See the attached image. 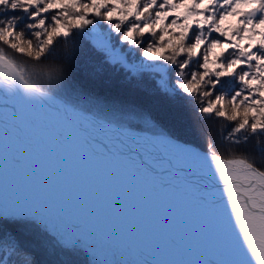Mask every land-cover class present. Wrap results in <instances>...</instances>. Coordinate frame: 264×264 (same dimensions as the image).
Wrapping results in <instances>:
<instances>
[{
  "label": "snow or ice",
  "instance_id": "1",
  "mask_svg": "<svg viewBox=\"0 0 264 264\" xmlns=\"http://www.w3.org/2000/svg\"><path fill=\"white\" fill-rule=\"evenodd\" d=\"M166 10L174 14L153 43L147 37L157 36L154 25L169 19ZM228 16L237 23L225 29ZM254 35L259 37L255 46L239 43ZM74 37L90 41L99 69L123 70L129 79L154 71L170 101L181 95L197 100L202 118L230 126L223 137L230 144L264 139V0H0V108L13 117L38 118L49 109L66 117L78 113L58 98L66 85L78 86ZM224 43L228 48L210 60ZM133 49H140L143 59L135 60ZM14 56L27 63H17ZM169 66L177 69L174 82ZM125 114L147 120L150 127L141 130L151 134L153 147L174 148L200 165L207 179L199 185L202 198L221 214L231 238L234 258L224 264H264V167L246 154L223 153L211 139L204 147L193 144L148 109ZM102 126L117 128L111 121ZM78 233V226L64 227L33 204L8 201L0 206V264H38L37 248L48 255L74 253L83 245ZM26 240L31 241L27 246Z\"/></svg>",
  "mask_w": 264,
  "mask_h": 264
},
{
  "label": "water",
  "instance_id": "2",
  "mask_svg": "<svg viewBox=\"0 0 264 264\" xmlns=\"http://www.w3.org/2000/svg\"><path fill=\"white\" fill-rule=\"evenodd\" d=\"M30 116L13 117L0 108V129H5L1 122H6L17 132L16 135L6 133L5 140L0 139V159L8 162L3 164L8 165L7 168L13 166V170L33 174L38 180L41 188L31 197H43L46 205L64 208L74 219L88 222L90 228L109 242L127 246L135 254L136 249L149 250L157 262L148 263L139 254L144 264H169L166 261H170L164 258L169 254L176 256L171 264H181V261L183 264H209L213 260L217 264H224L234 258L232 251L228 253L226 250L231 238L224 226L203 221L204 231L208 234H203L202 238L193 232L196 227H190V220L191 225L182 230L180 228L184 224L179 222L176 234L183 236L181 239L175 234L166 236L156 231L168 226L166 219L170 218V214L167 202L176 201L189 207L188 201H192L201 208L207 207L208 203H204L201 195L194 190L195 186L207 183L201 171L189 169L191 173L199 172V176L188 179L183 176L185 183L177 184L172 181L175 178L173 169L158 168L142 158L134 164L128 162L125 159L130 154L128 149H120L104 137L95 136L75 119L55 110L47 111L34 122ZM51 140L68 149L72 160L66 159L67 162L65 157L56 154L52 147L45 144ZM34 141L42 146L38 148ZM22 142L34 148L28 161H23L21 155L15 152L24 149ZM30 160H34L36 165ZM193 180L197 182L193 183ZM186 182H190L189 186H186ZM1 189L4 196L13 198L8 190ZM181 214L185 216V213Z\"/></svg>",
  "mask_w": 264,
  "mask_h": 264
},
{
  "label": "trees",
  "instance_id": "3",
  "mask_svg": "<svg viewBox=\"0 0 264 264\" xmlns=\"http://www.w3.org/2000/svg\"><path fill=\"white\" fill-rule=\"evenodd\" d=\"M166 11H169V19L154 25L157 30V36L147 37L153 43L159 38L161 24H170V17L174 13L171 10ZM180 11L183 12V9ZM89 18L92 17L89 16ZM113 22H116L115 17ZM236 23L237 18L235 16H228L223 21L222 26L225 29H229L234 27ZM103 27L106 29L107 25L103 24ZM173 29L175 32H179V29L174 26ZM17 30H22V26ZM241 35L245 34L241 33ZM25 38L30 39L32 37L26 35ZM74 39L77 41L76 46L78 50L73 60V64L75 65L73 71L74 79L78 81V86L76 89H73L72 85H66L63 92L59 94L60 97L85 109H90L89 105H96L99 109L104 110V112L106 111L105 113L115 111L122 113V111L148 109L158 120L168 127L178 128L185 140L204 147L207 140L211 139L217 145V149L223 153L246 154L257 166L264 167V152H261L257 147L258 143L261 147H264V139L257 141L256 138H250L247 143L230 144L223 139V137L227 136L228 131H230V126H227L226 122L219 121L216 118H202L197 110V100L195 99L181 95L176 100L170 101L160 92L157 86L158 74L156 72L145 71L138 78L129 79L127 78L128 73L123 70H116L107 65L101 70L99 69L90 41L85 37H74ZM141 39L144 38L137 36L138 41ZM147 39L145 40V46ZM258 39L259 37L254 35L251 41H249L245 36V39L240 40L239 43L247 48L250 43L255 46ZM123 47L126 50L128 45L125 44ZM222 48H228V43L217 45L213 52L210 53V60L215 57L216 53H220ZM133 51L136 53L135 60L139 61L143 59L139 56L140 49H133ZM8 54L12 55L11 52H8ZM14 59L17 63H27L25 57L14 56ZM169 67L170 71L167 75L170 81L174 82L175 71L177 69ZM245 70L248 69L245 68ZM186 71L190 72L191 69H187ZM43 83L45 87L48 86L47 82ZM70 95L72 97H69ZM77 102L85 103L79 104ZM128 125L135 127L137 123L128 122ZM25 243L27 246L31 241L26 240ZM35 251L38 264H96L91 260L84 246L78 248L74 253L48 255L39 248L35 249Z\"/></svg>",
  "mask_w": 264,
  "mask_h": 264
},
{
  "label": "bare ground",
  "instance_id": "4",
  "mask_svg": "<svg viewBox=\"0 0 264 264\" xmlns=\"http://www.w3.org/2000/svg\"><path fill=\"white\" fill-rule=\"evenodd\" d=\"M51 110H54V109H49L48 111L50 112ZM30 118L32 122H34L37 119L36 117H33L32 115L30 116ZM69 118L75 119L80 124V126L86 128L91 133H94L95 136H102L104 137V139H106V141L111 142L113 144H117L120 148H123L126 150L128 149L129 150L128 153L130 154L129 156H126V157L124 156V157L130 163L134 164L138 162V159L142 158L158 168L169 167L173 169L175 171V173H173L175 178L172 180L174 183L184 184L185 182L182 179L183 176L185 177V179H188V177H191V176H199V172L191 173V171L190 172L188 171L189 169L186 168L187 167L186 164L183 163L182 161L183 155L181 153L177 152L176 150H173L172 148L162 149V148L153 147L152 138L139 131H135L130 128H124L126 129V131L121 134L118 129L122 127L117 126L116 129H109L107 127H104L102 125L105 121L98 119L97 117L92 116L90 113L84 112L80 109L78 113L72 116H69ZM1 124L2 126L5 127V129H3V131L0 129V135L4 134L3 136L4 138L0 136V139L5 140V138L7 137L6 133H10V134L15 133V135L17 134V132L16 131L14 132V130L6 122H1ZM34 142L36 143L38 148L42 146L40 145L39 142H36V141ZM22 144L25 145L23 146L24 149H17L15 152L21 155L23 161H26V160L28 161L29 155H31L34 152V148L28 147L27 144L24 142H22ZM45 144L49 147H52L53 151L56 152V154L62 155L63 158L65 157V160L66 159L72 160L71 156L69 155V150L66 149L65 147L63 148L55 142L52 143V140L49 142L46 141ZM84 144L88 145L87 143H84ZM28 145H31V144H28ZM116 156L122 159L121 156H118V155ZM30 161H32L36 165L34 160H30ZM3 164L6 165L8 164V162H6L4 159H0V189L5 188L6 190H8L10 196H13V198H8L7 196H4L3 193H1L2 191L0 190V206L12 200L20 201V202H27V203L33 204L47 211L49 214H52V215L59 214L63 216L64 218L74 219L73 217H71V215L67 214L66 211H64V208L61 209V207L59 206L46 205L45 201L42 200L43 197H36V196L31 197V195L34 194L35 191L41 188V184H39L38 180L32 176L33 174H29L24 171H19L18 169L13 170L14 168L13 166H9V168H7L8 165L6 167ZM78 164L80 165L81 163H78ZM182 169L184 170L182 171ZM177 175H182V177L181 176L177 177ZM192 182L196 183L197 181L193 180ZM186 183H188V185L186 186H189L190 182H186ZM166 184H168V182ZM168 188L171 189L173 187L168 186ZM183 190L184 189H182V191ZM194 190H196L197 194H201L202 201L206 203V200L202 198L204 196V193L202 192L201 188L195 186ZM151 195H154V194H151ZM174 197L172 201H174ZM188 202L190 203L189 207L184 204H179L176 201L167 202L168 204L167 210H168V213L170 214V218L166 219V221H168V226H165V227L162 226L156 231L164 233L166 234V236H169V234H175L176 236H178L179 239H181L183 236L176 234V232H178L179 230L178 227H179L180 221H182L184 224L180 228V230L192 224V226H190L191 228L194 229L196 227V229L193 230V232L199 235L201 238L203 234L204 235L208 234L204 231L205 226L203 224V221L209 222L211 225L214 224V226L218 225L220 227L224 226L227 228L226 223L223 220L221 214L215 208H213L210 204H208L207 207H202L204 208L202 209L200 205L192 203V201H188ZM153 203L158 204V202L156 201H153ZM181 213H185L184 214L185 216H183V214ZM188 220L191 221V224H189ZM82 222L89 227L91 226L85 220H82ZM194 223H196V226ZM227 248H226L227 252L230 253L232 251V244L227 246ZM135 252L136 254H140L142 257L147 259L148 263L149 261L157 262V260L152 257L151 252L147 249H144V248L143 250L136 249ZM164 258H167L170 261V262L166 261V263L171 264V261L175 260L176 256H174L173 254H169V255L164 256ZM190 261H193V260L190 259ZM180 263L183 264L182 261ZM175 264H177V262H175Z\"/></svg>",
  "mask_w": 264,
  "mask_h": 264
},
{
  "label": "rangeland",
  "instance_id": "5",
  "mask_svg": "<svg viewBox=\"0 0 264 264\" xmlns=\"http://www.w3.org/2000/svg\"><path fill=\"white\" fill-rule=\"evenodd\" d=\"M159 79V74L157 75V80ZM69 97H72L71 95ZM64 103L78 108L84 112L90 113L92 116L97 117L105 122H114L117 126L122 128H130L135 131H139L147 136H151V134L147 131L141 130L147 129L150 127L149 123L146 119L140 117H129L124 112H109L105 113L104 110L99 109L96 105H89L90 109H85L79 105L73 104L62 97H58ZM79 104H84L83 102H77ZM87 105V104H86ZM97 107V108H96ZM128 122L137 123V125L130 126ZM3 138V136H2ZM183 147V146H181ZM120 148V147H119ZM123 149V148H120ZM175 150L174 148H172ZM125 150V149H124ZM182 161L186 164V168L193 170H200V165L192 160L190 156L187 154H182ZM147 163V162H146ZM2 191V189H0ZM9 193V192H8ZM201 195V194H198ZM9 198V197H8ZM57 222L62 224L64 227L71 228L72 226H78L79 236L83 240V245L89 253L91 260L96 264H144V262L140 259L139 254H135L129 247L121 246L119 244H113L100 236L95 230L84 224L81 220L64 218L63 216L57 214H50ZM140 256V257H139ZM139 257V258H138Z\"/></svg>",
  "mask_w": 264,
  "mask_h": 264
}]
</instances>
